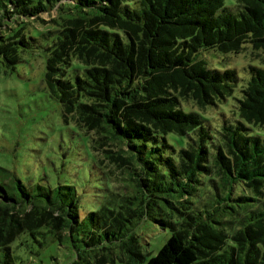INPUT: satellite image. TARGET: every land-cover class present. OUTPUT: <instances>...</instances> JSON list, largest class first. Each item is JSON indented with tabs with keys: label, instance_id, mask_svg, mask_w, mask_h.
I'll return each instance as SVG.
<instances>
[{
	"label": "trees",
	"instance_id": "1",
	"mask_svg": "<svg viewBox=\"0 0 264 264\" xmlns=\"http://www.w3.org/2000/svg\"><path fill=\"white\" fill-rule=\"evenodd\" d=\"M52 7L66 9L51 18L56 26L0 30V62L12 68L39 46L63 120L99 146L117 144L104 157L128 170L134 187L89 211L98 230L85 243H119L140 259L132 229L143 217L170 231L143 264H264V136L254 131L264 127V67H248L237 119L213 135L199 109L224 102L239 78L197 57L248 42L264 63V0H0V25ZM1 170L0 246L40 225L59 233L77 223L71 185L30 187Z\"/></svg>",
	"mask_w": 264,
	"mask_h": 264
},
{
	"label": "rangeland",
	"instance_id": "2",
	"mask_svg": "<svg viewBox=\"0 0 264 264\" xmlns=\"http://www.w3.org/2000/svg\"><path fill=\"white\" fill-rule=\"evenodd\" d=\"M64 11L65 8L60 11L52 7L29 17L10 13L3 17L0 30L6 32L8 26L20 23L24 32L41 31L52 26L51 18L56 19ZM243 45L238 52L201 48L197 53L207 66L232 67L239 78L224 102L199 109L202 123L213 135L224 119L230 122L237 119L236 98L249 76L248 67H264L250 44ZM20 55L12 68L0 62V174L1 168L8 170L30 187L35 183L49 187L71 185L78 220L71 229L67 226L59 233L46 225H40L32 234L20 232L6 246H0V264H96V257L108 254L112 259L101 264H143L170 231L149 219H135L132 230L137 235L140 259L131 253L129 260L126 246L119 243H85L90 231H94L95 237L98 230L92 229L96 217L89 211L96 210L103 200L106 203L108 198L113 199L111 192L131 193L134 185L130 173L121 164L104 157V148L115 150L117 144L107 141L99 146L91 131L72 119L63 120L57 98L49 93L43 79L44 51L37 46L23 50ZM254 131L264 136V127ZM196 173L200 180L208 182L210 173L200 168Z\"/></svg>",
	"mask_w": 264,
	"mask_h": 264
}]
</instances>
